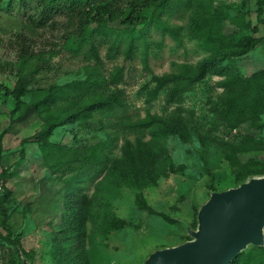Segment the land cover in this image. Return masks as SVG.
I'll use <instances>...</instances> for the list:
<instances>
[{"label":"rangeland","instance_id":"374dc122","mask_svg":"<svg viewBox=\"0 0 264 264\" xmlns=\"http://www.w3.org/2000/svg\"><path fill=\"white\" fill-rule=\"evenodd\" d=\"M195 1L192 0L193 7ZM201 1L206 11L208 6L223 14L217 25L228 49L240 50L246 38H255L256 44L244 53L231 54L229 62L225 59L219 66L209 68L179 101L166 103L168 87H164L153 101L146 103L145 91L153 86V75L178 71L186 64L196 65L209 54L189 30L191 10L185 8V0H172L170 9L162 13L149 5L143 11L144 18H138L140 23L132 25L120 16L107 22V29L99 36H91L95 27L91 24L81 37L64 14L50 13L41 22L42 6L36 0H0V129L4 131L0 170L4 171L9 190L3 203L5 214L0 210V232L9 230L11 237L18 233L20 240L19 247L0 240V264H22V251L30 249L34 251L31 264H63L64 256L54 255L74 249L75 234L84 239L91 264H141L151 250L190 238L184 223L196 225L197 209L208 197L211 186L222 190L237 185L233 167L212 140L222 139L237 149L243 144L240 135H248L264 144V114L255 123L246 121L227 129L214 121L210 106L217 97L229 95L224 82L264 69V6L258 0ZM117 34H132L137 40L145 37L147 68L142 64L140 43L129 58L122 50L127 41L117 50L111 47ZM90 39L97 57L90 49ZM20 71L31 78L28 91L21 97L26 106L33 104L38 90L78 79H88L92 84L72 92L59 105L78 109L118 90L122 92L120 100L125 109L118 107L112 113L96 111L59 126L48 139L51 143L82 149L111 138L113 158L120 155L125 139L139 137L161 145L166 158H159L153 166L146 162L143 169L133 168L119 177L98 172L96 166L82 172L77 162L51 172L33 138L44 126L43 118L32 110L16 111L10 116L13 100L9 91ZM174 112H179L181 119L190 113L193 118L178 133L154 135L152 129L156 126H132L151 115L164 117ZM238 157L243 161L264 159V150L240 152ZM78 172V182L72 187L64 186L63 179ZM143 172L147 176L143 177ZM133 173L139 174L135 184L127 178ZM156 174L154 183L147 180ZM73 192L99 201L100 208L96 214L91 212L83 228L73 224L77 219ZM138 193L152 213L136 206ZM108 213L123 219L124 227L106 232L104 220ZM56 233L67 235L69 240L57 244Z\"/></svg>","mask_w":264,"mask_h":264},{"label":"trees","instance_id":"16d2710c","mask_svg":"<svg viewBox=\"0 0 264 264\" xmlns=\"http://www.w3.org/2000/svg\"><path fill=\"white\" fill-rule=\"evenodd\" d=\"M31 1V0H21ZM34 1V0H33ZM40 2L42 9L41 22L48 19L50 13L64 14L67 17L68 22L75 26L74 32L77 36H83L86 28L95 24V27L91 30V36L102 35L105 29H107V22L114 21L120 16H124V21L129 25L134 23H140L138 18L143 17V11L149 5L154 6L159 13L165 12L170 9L172 0H36ZM196 6L192 4V0H185V8L191 10V22L189 30L191 34L199 40L202 48L209 52L208 56L198 62L196 65H183L182 69L178 71L165 72L161 75H153L151 80L153 86L146 88L145 102L150 103L153 101L158 92L168 87L166 103L177 102L182 95L189 91L197 82H199L206 74L209 68L217 67L219 64L228 59L230 61V55L236 53H244L256 44L255 38H246L242 42V48L240 50L228 49V43L221 33L220 26L217 25L219 15L223 16L220 11L208 9L206 11L203 7L201 0L195 1ZM261 6H264V0H258ZM215 23V24H214ZM90 36V37H91ZM140 39L129 34L124 36L123 34H117L111 42V47L117 50L118 47L127 41V44L123 47V53L126 57H130L135 50L138 43L142 46V64L145 68L147 64V41L145 37H139ZM90 49L94 57H97L93 40L90 39ZM21 64L24 61L21 60ZM227 65H229L227 63ZM227 68V67H226ZM226 69L222 71L225 72ZM18 73V79L14 87L9 91L12 97V107L10 109V116L14 112L19 111L21 113H27L32 110L36 114L43 118L44 126L40 131L33 135L34 141L39 146L42 153V159L45 165L53 173L58 172L63 166L77 162L80 164L82 172H86L90 167H98V172L104 171L108 176H121V174L129 173L133 168L143 169L146 162H151L152 166L156 164L159 158H162L166 154L164 148L156 143L154 140L144 141L139 137H135L133 140L125 139L121 145L120 155L118 157H111V138L105 139L92 145L88 148L80 147H68L63 144L51 143L48 139L51 136L54 129L59 126H63L67 123L75 122L86 116H91L96 111L112 113L116 108L125 109V104L121 102V91L118 90L109 94L104 99L93 101L78 109H69L66 105H59L58 102L67 98L72 92L78 91L80 88L86 85L90 86L92 81L88 79H78L70 82H66L61 85H50L46 90H38L36 92L37 98L33 100V104L25 105L22 96L28 91V85L30 84V77L23 75V72ZM224 82V85L228 88L229 95L219 96L210 106V112L213 115V119L216 123L222 124L227 129H233L238 125L249 121L255 123L260 119V115L264 114V69L256 71L246 77H237L233 81ZM35 95V96H36ZM192 120V113L187 118H180L179 112H174L168 116L158 117L151 115L146 119L133 123L132 126L140 128H153V134H166V133H178L188 126V121ZM4 131L0 129V150L1 139ZM181 136V135H180ZM241 144L237 149L234 148L232 143L217 140L213 138L212 141L220 147L221 151L225 153L226 160L235 171L236 182H242L250 176L264 174V159L248 158L245 161L238 157V153L254 152L264 150V144L257 143L255 139L248 135H240ZM183 139V137H182ZM153 170V168H151ZM81 173L72 174L63 179L64 186H74ZM143 177L147 176V172L142 173ZM0 176L6 184V176L3 170H0ZM139 174L127 175V178L132 184H135L139 179ZM157 174L147 178L148 181L154 183L156 181ZM237 183V184H238ZM210 191H215L211 186ZM210 193V192H209ZM209 195V194H208ZM9 196V190L6 186L3 188V192L0 195V210L5 214V208L3 203ZM73 206L75 208L76 220L73 224L77 228H83L85 220L91 215V212L98 211L100 208L99 201L95 198L88 197L87 195H77V192L72 193ZM135 204L140 210H148L152 213V210L142 200L141 194H136ZM197 213V212H196ZM6 216V215H5ZM4 216V217H5ZM166 220L170 222H176L173 219L166 217ZM4 222V220L2 221ZM92 222L95 223V219L92 217ZM106 232L111 229H121L125 225L123 219L116 218L110 213L106 215L104 220ZM195 224L191 227L195 228ZM9 230L6 233L0 232V240L4 243L19 247L20 240L17 233L14 237H11ZM55 234L56 243L68 241V236ZM77 240V246L70 251H64L61 254L54 255L55 257L64 256L66 259L63 264H91V260L87 254V251L83 244V238L79 234H75L74 237ZM54 250V249H53ZM245 251V250H244ZM237 254V256L229 264H264V247L250 246V249ZM28 260L33 259L34 251H22ZM149 253V252H148ZM147 253V254H148ZM70 256V257H69ZM69 257V258H68ZM68 258V259H67ZM58 264H62L61 262Z\"/></svg>","mask_w":264,"mask_h":264},{"label":"water","instance_id":"95a60500","mask_svg":"<svg viewBox=\"0 0 264 264\" xmlns=\"http://www.w3.org/2000/svg\"><path fill=\"white\" fill-rule=\"evenodd\" d=\"M184 228L189 239L151 250L141 264H229L250 246L264 247V174L210 191L197 209L195 228Z\"/></svg>","mask_w":264,"mask_h":264},{"label":"built area","instance_id":"2783aa9c","mask_svg":"<svg viewBox=\"0 0 264 264\" xmlns=\"http://www.w3.org/2000/svg\"><path fill=\"white\" fill-rule=\"evenodd\" d=\"M4 186H6V184L4 183L3 179L1 178L0 176V195L2 194L3 192V188Z\"/></svg>","mask_w":264,"mask_h":264}]
</instances>
